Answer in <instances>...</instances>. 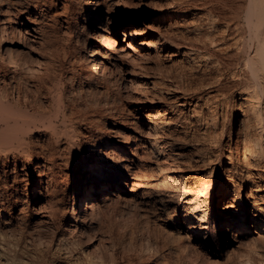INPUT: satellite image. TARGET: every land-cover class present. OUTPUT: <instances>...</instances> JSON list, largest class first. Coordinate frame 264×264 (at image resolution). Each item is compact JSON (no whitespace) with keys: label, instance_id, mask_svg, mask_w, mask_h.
<instances>
[{"label":"bare ground","instance_id":"6f19581e","mask_svg":"<svg viewBox=\"0 0 264 264\" xmlns=\"http://www.w3.org/2000/svg\"><path fill=\"white\" fill-rule=\"evenodd\" d=\"M157 2L0 0V264H264V0Z\"/></svg>","mask_w":264,"mask_h":264},{"label":"rangeland","instance_id":"374dc122","mask_svg":"<svg viewBox=\"0 0 264 264\" xmlns=\"http://www.w3.org/2000/svg\"><path fill=\"white\" fill-rule=\"evenodd\" d=\"M139 1V2H138ZM136 0V4H138L137 6H133L132 7V9H146V8H148L149 6H151L154 2H159V1H162V0H153V1H151V0ZM163 1H165V0H163ZM141 2V3H140ZM146 2H150L149 4L148 3H146ZM157 2V3H158ZM140 4V5H139ZM120 16H116V18H115V25L116 26H118V24H119V21H120ZM151 26V25H150ZM149 25H145V24H139V25H137L136 26V30H137V32H135L134 33V38H135V43L133 44V46H135L136 45V50H141V49H143L142 48V46H148V45H158L157 43H160V42H158L159 40H158V38H157V35H155V31H154V29H155V27L154 26H151L150 27ZM140 27V28H139ZM135 30V31H136ZM137 39V40H136ZM157 42V43H156ZM150 43V44H149ZM150 59H151V57H150ZM185 77H187V76H184V77H181V79H183V80H180V84H178L177 86H187V83H189V79H187V78H185ZM186 81H188V82H186ZM171 83V82H170ZM172 85H174V86H176V83H172ZM179 86V87H180ZM143 99V97L141 96L140 98H138V99H136V98H125L123 101H120V104H119V106L121 107V108H126V107H130V106H134V107H136V108H138V107H140L139 105L140 104H142V102L141 101H139L140 99ZM134 99V100H133ZM163 99H168L167 98V96L166 97H163ZM132 100V101H131ZM129 101V102H128ZM133 101H136V102H133ZM121 102H123V103H121ZM125 102V103H124ZM140 103V104H139ZM127 105V106H126ZM126 106V107H125ZM132 106V107H133ZM126 110V112H127V115L129 114V115H131V112H128V110L127 109H125ZM129 115H128V117H129ZM113 205H115V203H113L111 206H112V208H111V206H110V210L114 213V212H116L117 211V209H118V207L115 205L114 207H113ZM116 207V208H115ZM114 210V211H113ZM138 239H139V237H138Z\"/></svg>","mask_w":264,"mask_h":264}]
</instances>
